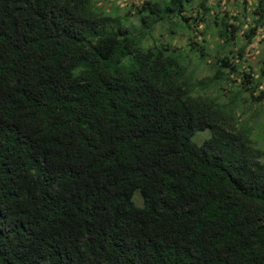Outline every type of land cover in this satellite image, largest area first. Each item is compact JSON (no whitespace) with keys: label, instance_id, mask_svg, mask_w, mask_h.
I'll list each match as a JSON object with an SVG mask.
<instances>
[{"label":"trees","instance_id":"obj_1","mask_svg":"<svg viewBox=\"0 0 264 264\" xmlns=\"http://www.w3.org/2000/svg\"><path fill=\"white\" fill-rule=\"evenodd\" d=\"M133 10L132 30L95 0H0V264H264V151L242 118L264 68L239 66V16ZM250 10L248 43L264 0Z\"/></svg>","mask_w":264,"mask_h":264},{"label":"rangeland","instance_id":"obj_2","mask_svg":"<svg viewBox=\"0 0 264 264\" xmlns=\"http://www.w3.org/2000/svg\"><path fill=\"white\" fill-rule=\"evenodd\" d=\"M100 9L104 11L108 16H112L114 18L126 17L125 26L129 29H134L135 26L139 27L138 18L135 16L133 8L138 7L143 4L145 0H95ZM196 1V0H195ZM255 0H248L246 4H244L243 0H207V4L214 8L213 15H221L224 13V10H227L231 16L237 15L239 16L241 24L240 32H238L237 37L239 40L238 47L242 44H246L245 50V58L238 59L239 66H243L244 69H247L250 66L254 71V75L258 78L262 72V68H264V25L258 27L257 33L252 41V43H248L245 40L243 31L248 30L249 28L255 27V24L252 22L251 8H253V4ZM193 8L195 9L196 3L194 2ZM129 10V11H127ZM194 14L193 9H189L188 15ZM209 22V21H208ZM229 24H236L237 22L233 19H230ZM239 24V23H238ZM200 29L205 28V24L199 25ZM193 29V26L192 28ZM194 31H192L193 34ZM208 32V31H207ZM153 37L162 39L164 37L167 38L168 35L166 33L165 25L155 26V30L153 31ZM184 37L178 36L174 39H171L172 42L176 43H184ZM206 38L211 42L219 41L218 38L213 37L211 34H206ZM240 38V39H239ZM215 44V43H214ZM237 46H230V49L235 53L237 51ZM232 57V56H231ZM213 62L212 56L207 60V64H200L196 67L195 77L199 80L210 75V65ZM220 91L224 94L228 89L227 87L218 86ZM224 100V99H223ZM244 121L248 122V125L254 127L255 133H253V140L256 143L255 146L264 151V109L260 106H252L249 111L244 113L242 116ZM209 136V133L204 132L198 134L194 137L196 143H201L204 139Z\"/></svg>","mask_w":264,"mask_h":264}]
</instances>
